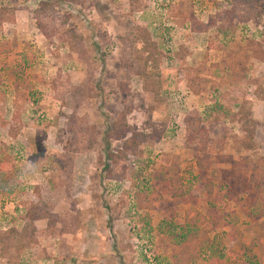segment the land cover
<instances>
[{"label":"rangeland","instance_id":"obj_1","mask_svg":"<svg viewBox=\"0 0 264 264\" xmlns=\"http://www.w3.org/2000/svg\"><path fill=\"white\" fill-rule=\"evenodd\" d=\"M5 157L0 264H264V0H0Z\"/></svg>","mask_w":264,"mask_h":264},{"label":"trees","instance_id":"obj_2","mask_svg":"<svg viewBox=\"0 0 264 264\" xmlns=\"http://www.w3.org/2000/svg\"><path fill=\"white\" fill-rule=\"evenodd\" d=\"M194 81H196L194 78L188 79L187 83H186V87L188 89H190L194 94H197V90L194 87V83H195ZM138 137H143V135L139 134V133H132L131 137L128 140L124 141V146L127 148V145H129V144L138 143V140H137ZM143 138L145 139L146 136H144ZM245 138L247 139V141H250L251 140V134H247L245 136ZM188 139H190L188 142L189 144L193 143L195 141L194 133L190 132L188 134ZM108 142H109L108 137H105L104 143L106 145V149H108V151L105 154V158L108 161L113 163V161L115 160L116 157L114 156L113 153H111L109 151V143ZM201 149H205V147H202ZM121 151H119L118 153H121ZM6 160H8V157L2 158L0 160V176H2L5 172ZM105 166H108V165L106 164ZM250 181H251V184L253 185L254 190L257 193L264 191V163H263V160H259L257 162L251 161ZM175 189L176 190L173 193V197L175 199L179 200L183 195V191L180 187H177ZM150 201L151 202H149V203H153L155 200L152 199ZM28 216L31 220L39 219V217L31 215V213H28ZM44 217H46V216H44ZM195 224H196V222H194V221H191L188 223L186 222L185 224H183L182 226H180L178 228V231H176L175 234L173 235L174 245H175L176 249L180 248V247H187L188 248L190 246L191 247L195 246V242H197V240L192 241V237L194 235V232H196L195 231V229H196ZM210 264H223V262H222V260L217 258V259L211 260Z\"/></svg>","mask_w":264,"mask_h":264}]
</instances>
